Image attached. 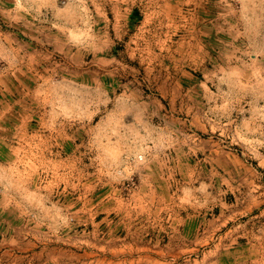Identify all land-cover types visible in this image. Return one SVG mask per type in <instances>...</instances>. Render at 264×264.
Listing matches in <instances>:
<instances>
[{
    "label": "rangeland",
    "instance_id": "1",
    "mask_svg": "<svg viewBox=\"0 0 264 264\" xmlns=\"http://www.w3.org/2000/svg\"><path fill=\"white\" fill-rule=\"evenodd\" d=\"M0 264H264V0H0Z\"/></svg>",
    "mask_w": 264,
    "mask_h": 264
}]
</instances>
